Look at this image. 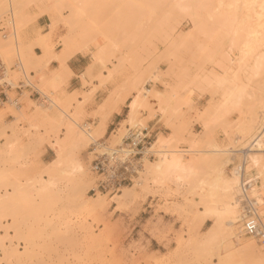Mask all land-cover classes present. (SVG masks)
<instances>
[{"label": "rangeland", "instance_id": "1", "mask_svg": "<svg viewBox=\"0 0 264 264\" xmlns=\"http://www.w3.org/2000/svg\"><path fill=\"white\" fill-rule=\"evenodd\" d=\"M17 1L22 5L19 13L15 11L14 0H0V27L4 28L0 31V61L4 67V73L1 71L0 76L10 85V91L5 90L7 100L0 102V264H218V258L210 250L212 245L206 241L207 229L214 221L208 219L199 226V217L202 212L205 215L207 204L216 201V196L211 195L216 182L215 167L211 163L223 159V176L231 177L233 170L230 163L240 160L241 154L229 151L242 149L249 142H252L253 149L263 145L261 140H253L257 130L252 136L237 134L233 122L238 118V109L230 105L236 97L233 95L234 98L232 96L229 100L230 108L224 106L221 99L223 89L220 90L222 86L212 82L215 75L216 79L221 77L222 72L216 62L220 60L221 48V53L227 50L225 40L218 41L219 44L221 41L219 48L215 46L218 48L214 53L217 57L213 55L201 61L202 72L204 70L202 77L210 78L212 85L211 82L210 86L204 83L202 92L192 93L191 88L180 90L179 77L176 78L182 65L185 68L190 65L193 28L190 0H167V3L165 0ZM73 2L81 11L79 21L94 20L95 28L85 31L77 24L78 20L72 21L69 6ZM40 17L46 19L45 29L37 32L38 41L27 42V30ZM78 25L91 39V45L82 53L90 55L93 66L88 68L97 74L92 72L93 75L89 76L86 72L81 77L84 89L67 93L64 87L69 74L60 64L57 70H49L48 65L53 56L60 54L62 40L67 35L70 37L81 33L80 28L75 29ZM73 30L74 35H70ZM182 38L188 42L179 43L186 48L182 46L183 49L175 53L176 45H179L178 41H183ZM38 42L46 45L49 52L47 60L46 57L43 59V47H40L43 60L32 53L33 46ZM226 53L230 54L228 51ZM237 55L235 51L229 55V59L235 62ZM178 57L182 61L179 62ZM102 71H106L107 76H102ZM253 79L246 92L249 88H256L259 79ZM93 80L98 82L97 86L93 85ZM19 81L33 85L50 101H32L27 91L18 95L16 87ZM108 82L114 83L113 88L95 102L96 91ZM133 96L142 100L134 121L127 116L114 130L105 131L100 138L97 135L89 138L88 134L95 131V126L106 111L110 113L109 107L104 109L106 99L113 97L110 98L112 102L116 100L115 103L120 105L123 104V97L131 101ZM194 96L202 101L207 100L204 108L199 110L193 105ZM250 96L247 98L251 99ZM14 99H17L16 103ZM91 106H96V110L89 111L87 108ZM215 112L216 115H213ZM156 115H160L165 132L158 133L151 149H187L188 152L181 154L185 161L191 162V170L163 178L144 160L137 179L125 187L132 189H121L118 194L121 197L92 196L88 192L94 178L89 169L92 143L97 141L113 147L120 142L127 125L137 129L146 128L148 121ZM211 117L209 129L206 118ZM95 118H99L97 123L92 121ZM201 120L206 121V128L211 134ZM262 121L260 119L258 124ZM226 123L228 127L230 124L234 126L231 125L229 130L224 126ZM69 126L73 127L74 132H69ZM229 133H232L231 136ZM237 135L240 138L238 141ZM79 136H82L77 148L80 152L66 154L64 165L53 169L50 163L56 157L55 149L59 144L64 150L65 144L68 149L67 144L71 143L72 138L76 137L77 140ZM210 142L224 149L220 158L216 156L214 159V155L206 152L211 149ZM254 142L258 143L252 147ZM253 149L248 160L252 159V153L257 152ZM47 150L50 151L46 153ZM44 153L48 159L42 158ZM212 156L213 160L210 161ZM77 158L84 163L81 166L85 169L83 174L70 171L76 167L73 161ZM251 169L255 172L258 170L253 162L248 161L247 170ZM49 181L52 186L48 185ZM41 183L47 184L43 190ZM262 186L259 180V196ZM83 194L86 198L104 196V201L96 207L90 204L83 206ZM148 196L155 200L148 203ZM259 199L264 201L262 196ZM262 201L258 210L259 216L264 219ZM241 229L239 227L238 231ZM240 234V240L257 239L244 232ZM258 238L257 244L264 248V241ZM234 241L235 238H231L225 230L215 237L214 242L222 246L220 257L224 258L227 251L229 255L239 250H234L239 246L231 245ZM223 246H228L225 247L227 251ZM262 251L264 253V249ZM238 261L237 264L244 263L240 259Z\"/></svg>", "mask_w": 264, "mask_h": 264}, {"label": "bare ground", "instance_id": "2", "mask_svg": "<svg viewBox=\"0 0 264 264\" xmlns=\"http://www.w3.org/2000/svg\"><path fill=\"white\" fill-rule=\"evenodd\" d=\"M166 1L167 0H165V2ZM190 3H191V8L189 9L190 12L189 11L188 12L191 13V18H190V16H189V18L191 19V23L193 25L192 26L193 28L191 27L192 28L191 29L192 30L191 31L192 32V34H191L192 42H190L191 46H192V49L190 50L191 51V56H190V65L191 66L189 65L188 68H185L182 65V68H179L180 70H178V72H180V73L177 74V77H176V78L179 77L178 78V88H180V90L181 89L185 90L186 88H191V92L196 93L197 91L202 90V88L204 87V83L206 84V86H210V83H209V82H211L210 78H208L205 75H204V77H206V78L202 77L204 70L202 72V66H201L202 62L201 61L204 60L203 58L207 59V58L213 57V55L215 56L214 53L216 51H218L217 49L221 46L220 44H221V41H223V39L226 42L224 45L227 46L226 52L228 51L230 53L229 55L233 54L236 51V53L238 55L235 56V57H237L236 58L237 60L234 62L232 58L229 59L228 53H226V52L221 53V50L223 49V47L221 48V50H220L221 54L219 53L220 60L218 62H216L217 63L216 66L218 67L219 71L222 72L221 77L218 76L219 78L217 77V79H218L217 80L216 75H215V79H214V81L212 80V82L216 83L219 87L222 86V87H220V90L222 91V89H223V94H222L223 98L221 96V99H223L222 102H223L224 106H227L230 103V101H231L230 99H232L233 95L236 97L234 99V102L231 101L232 104L230 103V105H234L235 109L236 108L238 109V114H237L238 118L235 121L236 123L233 122V124L236 126L235 130L238 131V132L236 131L237 134L239 133L243 136L244 135L245 136H252L257 130V133H255L253 135L255 137L253 140H256V141L261 140L263 143V145H259L260 148L257 146V149H255V148L253 149V148H251L252 142H249V144L247 146H249L250 148H248L247 150H250V151H248L247 160H248V155L250 154L252 149L254 151H257V152L252 153V155H251L252 159H249L248 161L253 162V164L255 166H257L258 170H256V172L253 176V179L254 180L258 179V182H259V180H261V185H263L262 186L263 190H262V192L260 191V196H262V198H264V155L262 156L259 153V152L264 153V147L261 148V146H264V119H263L264 118V0H192V1L190 0ZM13 5L14 6L16 5L15 7H17V8H15L16 9L15 11H17V13H19V10L22 9V5L17 0H14ZM70 5L71 6H69V7L71 8V15L73 17L72 18L73 22H75V21L77 22V20H78L77 24H80L81 27H84L85 31L92 30L93 28L96 27L94 20L91 22H84V21L80 22L79 20L81 18V15H80L81 11L78 10V8L75 6L74 2ZM0 8H1V6H0ZM12 10H13V8H12ZM183 15H186V14L184 13ZM178 18H180L179 15H178ZM181 18H182V16H181ZM77 24H76V26H77ZM77 28H80L79 25L75 29H77ZM69 30H71V29H69ZM74 30H73V34H71L72 32L70 31V35H74ZM84 30H81V28H80L81 33L80 34L77 33L76 34L77 37H76V35L67 37V36H69V35H67L66 38H64L62 40L63 41L62 42L63 48L61 49L60 54L59 55L57 54V55L52 57L53 60L58 61V63L61 65V68L69 75L71 74V71L65 65V61H67L69 57L73 56L76 53L85 52V50L89 48L88 47L89 44L91 45V39H90V37H88V35L85 34ZM101 30H102V28H101ZM185 40L186 39L184 38L183 41H181V40L178 41L179 45H176L178 47H176L177 50L174 51L175 53H176V51L179 52L178 51L179 49H181V50L183 49L181 47L183 46V44H185L184 43ZM187 40H188V36H187ZM219 40H221L220 44L218 43ZM179 42H182L183 44H181ZM44 45L41 42H38V46L41 47V49L43 47V50L45 51V53H44L45 56H43V59H44V57H46V60H47V56L49 57V55H47V54H49V52L47 51V48H45L46 45L45 46ZM215 46H218V48ZM183 47H184V49L186 48L185 46H183ZM176 48L174 46V49H176ZM215 48H217V49H215ZM172 50H173V48H172ZM186 52H189V50H187ZM42 54H41V56H42ZM41 56L35 55L36 58L41 57ZM178 56H180V55H178ZM28 57H30V56L28 55ZM28 57H26V59H28ZM215 57H217V55ZM41 59H42V57H41ZM178 59H180L179 62L182 61V59L180 57H178ZM218 59H219V56H218ZM210 61H211V59H210ZM176 62H178L177 59H176ZM206 63H207V61H206ZM91 66H93V65H91ZM91 66H89V68ZM89 68L87 69L86 72H88V74L90 76V74H92L93 71H91ZM91 69H93V68H91ZM211 74H212V71H211ZM5 75L7 76L9 74H5ZM82 76H84V75H82ZM251 77H253L255 79H259V82H258V84L254 90L249 88V90L246 92L247 86L249 85V83L252 82V80H254L253 78L251 79ZM256 77H258V78H256ZM26 78H27V76H26ZM28 79H29V76H28ZM212 82H211V85H212ZM208 83H209V85H208ZM256 83L257 82L255 81L254 84H256ZM146 91H149V90L147 89ZM189 92H190V90H189ZM248 92H249V95H246V94H248ZM181 94H183V93H181ZM234 96H233V98H234ZM248 96H250L249 98H251V99H248L247 98ZM133 97H134L133 100H131L128 103V114H127V116L129 117L130 121H134V118L137 117L136 116L137 112L139 110V107L142 104V100H140V97H138V96H133ZM245 97L247 98L246 99L247 102L245 100ZM110 98H113V97H110ZM110 98L106 99L105 103H103V104H104V107H106V108H104L105 110L108 109L107 107H109L110 112H112L113 110L111 111V108L115 109L117 104L115 103L116 100H113L114 102H112V100ZM125 100H126V97H123L122 103H124ZM52 104H53V102H52ZM230 105H228L229 108H230ZM51 106H53V105H51ZM222 109H225V108H222ZM231 110H233V108ZM102 111L104 112L103 109H102ZM216 112L219 113V111H216ZM216 112L213 115H216ZM108 113L109 112L106 111V115L104 114L105 116L102 117V119L95 126V131L90 132L91 134H88L89 138H92L91 137L92 135L93 136L97 135L98 137L103 136V134L105 132V127H106L105 126V122H106L105 120L108 116ZM213 115L210 114V116H213ZM222 115H223V113H222ZM217 117L219 118L220 115ZM224 117H223V119H224ZM204 119L205 118H203L202 120H204ZM212 119H213V117H211V119L206 118V120H208V122H207L208 125H207L206 121L203 122L201 120L203 123H205L204 124L205 129H207L206 125L207 126L211 125L210 122L212 121ZM260 119H261V121L262 120L263 121L261 122V124H258V121H260ZM221 121H223V120L221 119ZM75 123H76V121H75ZM227 124L228 123H226V125L224 124L225 128H226ZM233 124H230L229 125L230 127L227 126L229 130L231 128V125H232V127L234 126ZM259 125H262V128L260 131H258V129H260ZM225 128H223V130ZM68 129H70L69 132L73 131L72 126H69ZM209 129H211V126H209ZM229 130H227V132H229ZM204 131H206V130H204ZM207 132L210 133L208 131V129H207ZM225 132L226 131L224 130V133ZM231 134H230V136H231ZM225 135L227 136L226 133H225ZM76 136H78V135H76ZM243 136H241V138H243ZM81 137L82 136L77 137V140H76V137L72 138L73 140H71L70 144L66 143L69 146L68 149L65 147V144H63L65 150L63 149L62 144H59L58 148L55 149V153H56L55 156L56 157L50 163V165L53 164V166H52V167H54L53 169L59 168L61 165H64L66 154L72 153L74 151L80 152L79 151L80 149H77V148L80 145L79 141L82 139ZM228 137H229V135H228ZM236 138H237L236 141H238V139H240L238 135ZM257 138H258V140H257ZM228 139H230V138H228ZM232 139H234V138H232ZM211 143H212L211 149L207 150L206 152H209L210 154L214 155V157H215L214 159H216V156H218L217 158H220L219 155H221L222 152H225L224 149H221V147H219V145L215 142H210V144ZM229 143H231V142H229ZM256 143H258V142H256ZM256 143L254 142L252 147H254V145ZM231 146H232V143H231ZM152 147H153V145H152ZM157 151H162V152L160 154H158L159 156H157V158H155V160L148 161L147 163L150 165V167H153V170H156L155 172H158L159 174H161V176H163V178L169 174L185 173V171L191 170V167H192L191 162L185 161L184 160L185 158L181 154L183 151L186 152L187 149L186 150H173V149L167 150V149H165V150H157ZM229 152L230 153L232 152V154L236 153V152H233L232 150H230ZM78 158L75 159V161H73L74 164L76 165V167L75 168L73 167L72 170H70V171L72 173L79 172V173L83 174L85 169L81 168V166H84L83 165L84 163L82 164L83 161L82 162L80 161L83 158L81 157L80 160ZM212 158H213V156L210 158V161ZM220 159L219 160L216 159V161H214V162L212 161L213 163H211V164H214L215 178H216V182L214 183V187L211 190V195L216 196V201L213 204H207L206 210H205V215H203L204 213L202 212L203 216L201 215L199 217V226L204 224L205 221L208 219H212L214 221L213 224L207 229L206 241H208L210 243V246L211 245L214 246V247L211 246L210 250L212 252V255L218 258V262H217L218 264H225V263L226 264H237L238 259H240L242 263L244 262L243 264H245V262H246V264H264V253L262 251L264 248L257 244L258 243L257 240L259 239L258 235H257L258 233L250 235L244 231V220L245 219H244V216H242V210L240 211L241 206H240L238 198H237V196L239 195V188H238L239 178H238V175L233 171L231 177L225 178L223 176V168L225 166V162L223 161V159H221V160ZM206 160H208V159H206ZM250 164H252V163H250ZM78 167H80L81 171L79 170ZM207 167H208V165H207ZM152 175H153V173H152ZM248 176L250 177L251 174H248ZM153 177H155V176H153ZM256 183L257 182H254L252 184L249 192L252 193L253 194L252 196L256 197V199H258L257 200L258 203H260V201H262V199L261 200L259 199V197H260L259 196V189L260 188L257 187L258 185H256ZM41 185H42V190L47 186V184H44V183H41ZM48 185H51L50 181H49ZM131 189H132V187L125 188L126 191L131 190ZM121 196L122 195L120 194L117 197L119 198ZM103 197L97 196L94 198L93 197H90V198L87 197L86 198L85 195L83 194L82 195V205L86 206V205L90 204L93 207L99 206L104 201ZM262 202L264 205V201H262ZM260 205H262V204H260ZM258 215H259V210H258ZM259 219H260V225L258 224V226H259V229H262V227L264 228V222L262 221L263 218L261 219V217L259 216ZM239 223H241V225ZM239 227L242 228L241 231H238ZM223 230H225L231 238H233V237L235 238L236 242L234 241L231 245L233 247L239 246L238 248L234 249L235 251L237 249H239V250H237V252L234 253V252H232L234 250H232V251H230L232 253H230L229 255L227 254L229 251L226 250L228 248V246H225L227 248H225L223 246L225 248V250L227 251L226 254L224 253L226 255V256L224 255L225 256L224 258L220 257L221 254L219 253L220 248H222L221 243L216 244V242H214L215 237L218 236L220 234V232ZM240 232H244L249 237H252L253 239H256V238L257 239L252 240V239L248 238L249 240L248 239L240 240V235L242 234V233L240 234Z\"/></svg>", "mask_w": 264, "mask_h": 264}, {"label": "built area", "instance_id": "3", "mask_svg": "<svg viewBox=\"0 0 264 264\" xmlns=\"http://www.w3.org/2000/svg\"><path fill=\"white\" fill-rule=\"evenodd\" d=\"M3 29V27H0V31H3ZM1 71L4 73V67L0 61ZM9 87L10 85L3 80V76H0V102L4 99L7 100V95L3 90ZM22 88L35 90L37 100L50 101L47 96L42 95L33 85L19 81L16 90L19 91ZM16 101L17 99H14L15 103ZM261 128L262 125L259 131ZM154 142L155 139L146 128L137 129L127 125L120 142L113 147L101 142L97 143V141L92 143L90 151L92 159L89 163V169L94 178L88 192L92 196L100 194L113 197L118 195L122 188L132 185L137 179L138 173L142 170L144 160H155L158 154L162 152L151 149ZM248 148L250 147L246 146L239 150H232L240 153L241 158L238 161H232L230 165L239 178L238 201L241 206L242 216L245 219L244 231L250 235L258 233V237L264 241V228L259 229L258 226V224L260 225L258 215L260 203L249 192L252 184L257 182L256 185H258L259 182L258 179H253L255 171L252 169L247 170L246 167L248 162L247 154L250 151L247 150ZM248 174H251V176L249 177Z\"/></svg>", "mask_w": 264, "mask_h": 264}, {"label": "crops", "instance_id": "4", "mask_svg": "<svg viewBox=\"0 0 264 264\" xmlns=\"http://www.w3.org/2000/svg\"><path fill=\"white\" fill-rule=\"evenodd\" d=\"M47 25L46 19L45 18H38L27 30V42H34L37 40V32L40 31L42 32ZM94 46V45H93ZM32 53L36 56H41L42 52L41 49L38 45H34L32 49ZM92 64V60L89 54L85 53H76L73 56L69 57L67 61H65V65L69 68L71 71V75L68 76L67 81H66V86L64 87V90L67 93H71L74 91H81L83 90L82 86V81L81 77L84 73H86L88 67ZM49 70H57L59 68V63L56 60H52L49 62L48 65ZM94 73L96 72L95 70L93 71ZM97 74V72L95 73ZM102 76H107L106 71H102ZM85 80H87L84 77ZM98 82L96 80H93V85L97 86ZM114 83L108 82L103 88H100L96 91L94 95V101H98L99 99L104 96V94L107 93L110 89L113 88ZM10 91V88H6L3 91ZM22 91H27L29 93V99L32 101H37V95L35 93V90L33 89H21L19 91H16L18 95L22 93ZM205 98V96H204ZM206 99L204 101L200 100L198 97L194 96L192 98V103L196 107L199 108H204L206 105ZM128 99L124 101L123 104L117 105L116 108L110 112L106 118L105 122V131L109 130H114L115 126H117L120 122L126 119L127 114H128ZM89 111H95L96 106H91L87 108ZM146 115V113L144 114ZM93 122L97 123L99 121V118H95L92 120ZM146 130L151 132V135L153 136L154 139L157 138L158 133H163L165 132L164 127L162 126V122L160 121V115H156L152 120L148 121ZM50 151L47 150L46 153ZM44 153L42 155L43 159H48L47 154ZM155 198H152L148 196L147 202L150 203L151 201H154ZM152 242L156 241L151 240Z\"/></svg>", "mask_w": 264, "mask_h": 264}]
</instances>
